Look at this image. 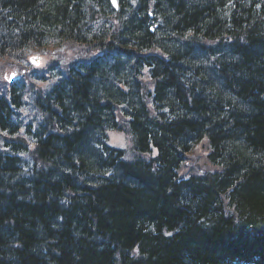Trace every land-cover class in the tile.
I'll return each mask as SVG.
<instances>
[{"label":"trees","instance_id":"trees-1","mask_svg":"<svg viewBox=\"0 0 264 264\" xmlns=\"http://www.w3.org/2000/svg\"><path fill=\"white\" fill-rule=\"evenodd\" d=\"M118 1L0 0V54L87 58L35 90V129L15 121L19 81L0 96V264L264 249V0ZM197 147L208 166L185 178Z\"/></svg>","mask_w":264,"mask_h":264},{"label":"rangeland","instance_id":"rangeland-1","mask_svg":"<svg viewBox=\"0 0 264 264\" xmlns=\"http://www.w3.org/2000/svg\"><path fill=\"white\" fill-rule=\"evenodd\" d=\"M55 52H56L55 49L50 50L49 51L50 57L55 55ZM42 60L44 62L46 60V56L42 58ZM23 68H25V56L22 55L20 52L11 54L9 57H6V53L0 54V92H1V89H5L8 91V88L5 85L6 82L4 80V79H7L6 75H8L10 71L18 70L22 72ZM25 78H27L28 80V76H25ZM249 248L252 249L254 247L251 246Z\"/></svg>","mask_w":264,"mask_h":264},{"label":"bare ground","instance_id":"bare-ground-1","mask_svg":"<svg viewBox=\"0 0 264 264\" xmlns=\"http://www.w3.org/2000/svg\"><path fill=\"white\" fill-rule=\"evenodd\" d=\"M116 163H111L110 164V168L112 169V171L116 170V167H115ZM117 166V165H116Z\"/></svg>","mask_w":264,"mask_h":264},{"label":"snow or ice","instance_id":"snow-or-ice-1","mask_svg":"<svg viewBox=\"0 0 264 264\" xmlns=\"http://www.w3.org/2000/svg\"><path fill=\"white\" fill-rule=\"evenodd\" d=\"M8 78L10 79V77H8ZM120 146L123 147L124 146L123 143H121Z\"/></svg>","mask_w":264,"mask_h":264}]
</instances>
